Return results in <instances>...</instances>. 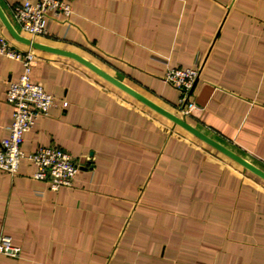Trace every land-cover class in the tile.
Wrapping results in <instances>:
<instances>
[{
    "label": "crops",
    "instance_id": "1",
    "mask_svg": "<svg viewBox=\"0 0 264 264\" xmlns=\"http://www.w3.org/2000/svg\"><path fill=\"white\" fill-rule=\"evenodd\" d=\"M74 52L163 108L178 92L170 66L199 61L188 122L264 170V0H67V18L29 37ZM35 0H31L34 2ZM31 78L55 97L22 150L57 146L79 164L50 191L25 162L0 171V234L20 248L0 264H264V181L76 61L35 50ZM22 72L0 56V139L7 83ZM66 102L65 106H62Z\"/></svg>",
    "mask_w": 264,
    "mask_h": 264
},
{
    "label": "built area",
    "instance_id": "2",
    "mask_svg": "<svg viewBox=\"0 0 264 264\" xmlns=\"http://www.w3.org/2000/svg\"><path fill=\"white\" fill-rule=\"evenodd\" d=\"M71 13L67 0H24L12 9L14 21L31 38L47 34L48 19H65ZM0 56L17 61L22 67L18 79L7 83L4 93L5 102L12 110V121L7 128L8 136L0 139V171L13 177L25 162L32 169L30 177L44 183L50 191L72 187L80 167L65 150L57 146L38 147L33 152L22 150L24 134L39 117L48 116L50 109L56 106L55 97L31 78L36 56L32 50L15 48L2 34L1 27ZM201 64L197 61L190 66H170L163 76L164 82L178 92L176 107L183 116H189L195 107L193 88L200 76ZM65 105L66 102H63L62 106ZM190 105L193 108L187 112L185 109ZM0 254L19 258L20 248L8 236L0 234Z\"/></svg>",
    "mask_w": 264,
    "mask_h": 264
},
{
    "label": "water",
    "instance_id": "3",
    "mask_svg": "<svg viewBox=\"0 0 264 264\" xmlns=\"http://www.w3.org/2000/svg\"><path fill=\"white\" fill-rule=\"evenodd\" d=\"M0 24L6 31L7 35H9V37H11L15 42L25 46H29L35 50L52 53L76 61L77 63H79L80 65H82L83 67L94 73L95 75H97L105 82L109 83L110 85L126 93L127 95H129L130 97H132L133 99H135L136 101H138L139 103H141L142 105H144L145 107L156 113L157 115L165 118L166 120L177 126L178 128L188 133L190 136L194 137L196 140L214 149L224 157L228 158L229 160L233 161L234 163L238 164L240 167L244 168L245 170L253 174L254 176L264 181V170L259 168L257 165L251 163L250 161L246 160L239 154L235 153L234 151L226 147L225 145L211 138L210 136H208L207 134H205L195 126L191 125L183 118L178 117L169 110L163 108L162 106L148 99L141 93L135 91L125 83L115 78L114 76L105 72L103 69H101L91 61L85 59L84 57L74 52L51 47L39 43L37 41H33L28 37L22 36L14 29V27L7 19L1 8H0Z\"/></svg>",
    "mask_w": 264,
    "mask_h": 264
},
{
    "label": "rangeland",
    "instance_id": "4",
    "mask_svg": "<svg viewBox=\"0 0 264 264\" xmlns=\"http://www.w3.org/2000/svg\"><path fill=\"white\" fill-rule=\"evenodd\" d=\"M189 107V108H188ZM165 108V107H164ZM190 108H193V106L192 105H190V106H187V108L185 109L187 112H189V109ZM194 108H196V107H194ZM165 109H167V108H165ZM167 110H169L170 112H172L173 114H175V115H177L178 117H180V118H183L184 120H186L187 122H188V118H189V116L191 115V113H190V115L189 116H183V115H181L180 113H181V111H179V109L176 107L175 108V110H173V109H167ZM156 114V113H155ZM157 115V114H156ZM161 117V116H160ZM165 119V118H164ZM166 120V119H165ZM166 121H168V120H166ZM169 123H171V122H169ZM175 126V125H174ZM176 127V126H175ZM180 129V128H179ZM203 132V131H202ZM210 136V135H209ZM192 137V136H191ZM194 138V137H193ZM195 139V138H194Z\"/></svg>",
    "mask_w": 264,
    "mask_h": 264
}]
</instances>
